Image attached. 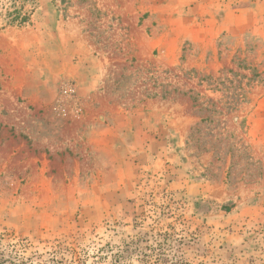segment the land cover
I'll return each mask as SVG.
<instances>
[{
	"label": "rangeland",
	"instance_id": "obj_1",
	"mask_svg": "<svg viewBox=\"0 0 264 264\" xmlns=\"http://www.w3.org/2000/svg\"><path fill=\"white\" fill-rule=\"evenodd\" d=\"M0 238L264 264V0H0Z\"/></svg>",
	"mask_w": 264,
	"mask_h": 264
},
{
	"label": "trees",
	"instance_id": "obj_2",
	"mask_svg": "<svg viewBox=\"0 0 264 264\" xmlns=\"http://www.w3.org/2000/svg\"><path fill=\"white\" fill-rule=\"evenodd\" d=\"M106 247L107 249L102 247L94 255V257L98 259L97 263H99L100 261L102 262V260H105L108 258L116 259L117 261H120L121 258L125 259L126 251L120 252L121 255L118 256L117 254L115 255L112 253V248L109 245H107ZM105 250H108V253L103 255L102 253ZM60 252L61 250L58 253ZM65 252L70 254V251L68 250H66ZM74 253L72 254L75 256L76 253L75 254ZM109 253H111V256ZM32 260H33L32 258H26L22 255H18L17 251H15L14 249L10 250V245H7L5 242H3V238H0V264H34ZM77 260L78 262H81L79 261L80 259H78V257H77Z\"/></svg>",
	"mask_w": 264,
	"mask_h": 264
}]
</instances>
